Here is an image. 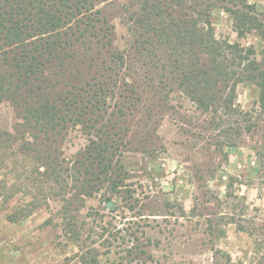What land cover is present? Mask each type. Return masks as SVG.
<instances>
[{"label":"trees","instance_id":"obj_1","mask_svg":"<svg viewBox=\"0 0 264 264\" xmlns=\"http://www.w3.org/2000/svg\"><path fill=\"white\" fill-rule=\"evenodd\" d=\"M106 1L110 11L98 7ZM261 10L248 0H0V107L15 116L11 128L0 126V164L14 175L0 189L5 202L32 198L8 220L27 219L50 194L61 197L66 235L81 243L77 215L87 198L101 195L110 209L115 198L134 197L125 155L132 139L147 142L175 111L173 95L210 116L218 146L238 148L264 113ZM217 12L239 40L253 35L258 46L217 39ZM111 17L127 26L126 49L115 44ZM239 87L259 111L243 109ZM78 128L87 145L67 158L61 145ZM94 253H82L81 263L99 264Z\"/></svg>","mask_w":264,"mask_h":264},{"label":"rangeland","instance_id":"obj_2","mask_svg":"<svg viewBox=\"0 0 264 264\" xmlns=\"http://www.w3.org/2000/svg\"><path fill=\"white\" fill-rule=\"evenodd\" d=\"M248 3L264 12V0ZM98 7L109 10L110 1ZM111 19L115 44L126 49L127 26ZM213 22L219 40L244 47L260 43L253 35L239 40L223 12L215 13ZM238 102L245 110L259 111L256 97L243 87ZM171 104L175 111L164 114L147 142L131 138L133 152L123 163L134 197L115 198L110 209L101 195L85 200L76 214L85 222L81 243L66 235L61 197L50 194L30 217L10 222L14 208L32 198L18 194L5 202L0 189V264H82L87 250L96 251L99 264H264V113L258 112L259 127L244 135L238 148L225 149L218 146L210 116L178 94ZM14 121L11 108L1 106L0 126L9 129ZM86 145L78 128L69 130L61 148L72 158ZM12 176L0 164V185ZM129 203L134 210H128Z\"/></svg>","mask_w":264,"mask_h":264}]
</instances>
